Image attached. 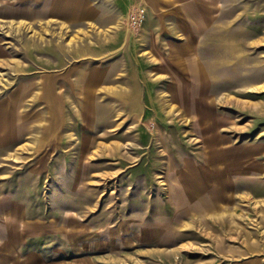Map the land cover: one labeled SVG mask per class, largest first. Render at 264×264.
Masks as SVG:
<instances>
[{"label":"rangeland","instance_id":"rangeland-1","mask_svg":"<svg viewBox=\"0 0 264 264\" xmlns=\"http://www.w3.org/2000/svg\"><path fill=\"white\" fill-rule=\"evenodd\" d=\"M131 2L0 0V264H264V0Z\"/></svg>","mask_w":264,"mask_h":264},{"label":"crops","instance_id":"crops-1","mask_svg":"<svg viewBox=\"0 0 264 264\" xmlns=\"http://www.w3.org/2000/svg\"><path fill=\"white\" fill-rule=\"evenodd\" d=\"M134 2H131L134 6L135 5H141L142 7H144L145 8V10H146V15L147 14H155V13H161V11H160V8H161V6H164V5H170V4H174V3H172L173 1H175V0H133ZM128 4H129V2H127ZM126 4L125 6H131V4ZM132 5V6H133ZM124 6V7H125ZM138 7V6H137ZM72 9H74V7H71ZM85 7H81V12H82V10L84 9ZM134 8H136V7H134ZM134 8H132L131 10H133ZM70 11H71V9H70ZM131 12V11H130ZM83 13V12H82ZM75 17H77V14L75 15ZM100 20V22L101 21H103V18L101 17V18H99ZM226 48H227V50H228V48H229V45H228V43H227V46H226ZM96 55V54H95ZM94 55V56H95ZM90 60H92V59H90ZM84 73H85V71H83V70H81V71H79V74H80V78H82V79H79V80H76L75 82L76 83H81V84H87V87H89L90 88V90H91V87L95 84V85H98V84H100V83H103L104 81H110V77H108V75H105V74H100L99 73V69L97 70V69H95V70H92V75H88V77H87V75H84ZM87 74V73H86ZM82 75V76H81ZM109 78V79H108ZM64 80V83L66 84V80L65 79H63ZM57 84H58V81H57ZM91 84H93L92 86H91ZM53 85V86H52ZM54 85H55V81H52V80H48V96L51 98V101L52 100H57V101H59V100H62V98L60 97V96H57L56 95V93H55V87H54ZM95 88V87H94ZM93 88V92H95V91H97V89L95 90ZM134 95H136V93L134 92V90H133V92H131V94L129 95V97L131 98V97H134ZM62 107V106H61ZM59 114H60V112L57 114V116H59ZM231 167V170H234V165L232 164V163H228ZM227 165V164H226ZM251 165H254V163H251ZM251 165H248V166H251ZM255 166V165H254ZM226 166H221L220 165V163H213V164H211V165H209V169H208V171L207 170H202V169H200L201 171H203V172H211V171H214V169L215 168H217V169H223V168H225ZM256 167V168H255ZM254 167V169H257L258 168V170H257V172H254V170L253 171H251V173H252V176H256L257 174L259 175V176H264V164H260V165H258V164H256V166ZM252 168H253V166H252ZM242 169L244 170V172H246V171H248V167H244V166H242ZM259 169H262V170H259ZM216 174H218V171L217 172H215ZM220 174V173H219ZM218 174V175H219ZM209 175V174H208ZM207 175V176H208ZM210 176V175H209ZM209 176H208V178H209ZM220 178L218 177L216 180L218 181ZM219 181H221V182H218V184H220V185H223V186H225L226 185V183H224V184H222L223 182H224V180L223 179H220ZM226 182V181H225ZM227 184H228V182H227Z\"/></svg>","mask_w":264,"mask_h":264},{"label":"built area","instance_id":"built-area-1","mask_svg":"<svg viewBox=\"0 0 264 264\" xmlns=\"http://www.w3.org/2000/svg\"><path fill=\"white\" fill-rule=\"evenodd\" d=\"M145 19L146 11L144 7H137L131 10L130 14L128 15L130 26H139L145 21Z\"/></svg>","mask_w":264,"mask_h":264}]
</instances>
